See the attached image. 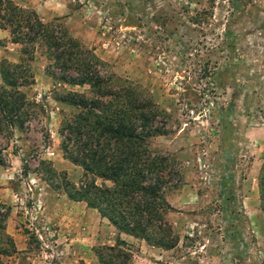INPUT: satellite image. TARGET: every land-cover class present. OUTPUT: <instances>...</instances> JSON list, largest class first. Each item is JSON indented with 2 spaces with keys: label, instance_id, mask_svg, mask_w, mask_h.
Segmentation results:
<instances>
[{
  "label": "rangeland",
  "instance_id": "374dc122",
  "mask_svg": "<svg viewBox=\"0 0 264 264\" xmlns=\"http://www.w3.org/2000/svg\"><path fill=\"white\" fill-rule=\"evenodd\" d=\"M11 1L33 10L51 29L64 28L103 63L101 68L112 78L110 85L136 88L142 99L152 98L157 112H163L156 121L165 136L151 137L147 143L168 152L177 166L172 164L170 170L181 169L183 178L165 198L194 189L189 186L194 179L202 181L200 191H207L202 203L219 199L211 191H223L221 201L228 213L207 230L200 228V221L190 222L187 211L167 214V222L178 223L172 232L181 238V254H195L191 264H203L198 256L205 251L220 255L223 264H264V241L253 232L252 240L247 237L234 193L243 160L264 159V0ZM5 35L0 46L8 47V53L3 49L1 59L16 64L21 47L11 45L7 30ZM42 51L34 47L31 60L22 65L29 69L22 74L26 80L16 87L38 111L20 132L13 129L10 136L0 135V213H7L5 234L16 250L2 260L100 264L93 249L114 245L119 235L113 236L107 228L111 225L100 222L94 210L68 200L59 189L63 173L74 187L84 181L81 170L61 156L59 123L74 109L55 102L54 92L86 94L88 88L53 84L47 74L56 77L58 71ZM7 64L1 63L0 88L9 89ZM216 160L220 169L212 168ZM236 215L239 222L233 221ZM220 236L231 242L214 241ZM134 244H128L131 262L138 251Z\"/></svg>",
  "mask_w": 264,
  "mask_h": 264
},
{
  "label": "trees",
  "instance_id": "16d2710c",
  "mask_svg": "<svg viewBox=\"0 0 264 264\" xmlns=\"http://www.w3.org/2000/svg\"><path fill=\"white\" fill-rule=\"evenodd\" d=\"M58 28L42 24L31 9L0 0V30H7L10 43L21 47L18 63L0 60V67L6 61L11 69L5 72L9 89L0 88V135L10 136L13 129L20 132L32 113L38 111L16 89L26 80L22 74L29 73L28 67L23 69L22 65L31 60L38 45L58 71L56 77L47 74L53 84L88 88L86 94L54 92L58 94L53 98L55 102L74 109L59 123L61 156L81 170L84 181L74 187L63 173L59 189L68 200L82 202L94 210L117 234L143 240L161 250L172 249L178 237L166 220L173 209L165 195L170 187L181 184L182 172L179 168L170 170L174 159L168 152L151 149L147 143L151 137L165 136L156 121L163 112H157L159 107L152 98L142 99L136 88L110 85L112 78L101 68L103 63L70 38L64 28ZM3 75L0 71L2 81ZM95 180L102 184L96 185ZM256 185L259 210L264 216V159L257 171ZM6 214L0 213V264H5L2 257L16 252L12 239L5 234ZM93 252L100 264H132L128 244L117 237L114 245L97 246Z\"/></svg>",
  "mask_w": 264,
  "mask_h": 264
},
{
  "label": "crops",
  "instance_id": "0c3cea01",
  "mask_svg": "<svg viewBox=\"0 0 264 264\" xmlns=\"http://www.w3.org/2000/svg\"><path fill=\"white\" fill-rule=\"evenodd\" d=\"M6 36L5 31L0 30V37ZM2 37V38H3ZM15 45V44H11ZM2 47V46H0ZM8 47H2L0 48V59L4 53L7 54L6 49ZM16 48V47H13ZM262 162V159H252V160H243L242 167L237 168L236 173V186L234 187V193L237 198V206L238 210L240 211V217H242V222L244 221V224L246 226V232L248 233V238L252 240V233L255 236V238H261L262 242L264 241V216L259 210V199H258V191H257V185H256V177H257V171ZM238 166H241L240 164H237ZM220 167L222 166L220 164L219 160H216L214 162V167ZM214 172H217V170H214ZM251 172L254 173V175H251ZM196 177V176H195ZM193 177V178H195ZM188 177H185V181L187 182ZM201 181V180H200ZM249 183V184H248ZM187 184V183H186ZM189 186H192L194 189L190 191H178L179 193L175 196L168 195L166 196V202L168 205L174 210H184L187 211V216L190 218V222L194 221H200L202 224L200 225L201 229H208L210 228V225L213 224V222L220 221V216L223 215V213H228L227 208L224 206V202L221 201V197L224 194L223 191H211L212 193H218L219 199L216 201H208L206 204L202 203V198L207 195V191H200L202 181L199 183L197 179H194L192 182L189 183ZM250 189V191H249ZM221 192V193H220ZM226 200V199H225ZM81 206V205H80ZM241 210L245 213V216L243 218V215L241 213ZM172 212V215H175V212ZM95 214H97L95 211H93ZM180 212V211H179ZM171 213H168L170 215ZM181 214V213H180ZM167 215V220H169L170 217ZM237 218H234V222H239L240 219L238 218V215H236ZM99 217H97L98 219ZM100 222H104L107 226V221L105 219H100ZM168 223L171 225L172 228L175 229V226L178 225V223L174 221H168ZM200 224V223H199ZM109 225V224H108ZM255 226V227H254ZM108 230H111V234L115 236L117 233L115 232L114 228L111 226H107ZM254 228L256 229V232L254 231ZM98 232V231H96ZM115 232V233H114ZM257 234L258 236H256ZM97 235V234H96ZM119 235V239L124 241L125 243L132 245L133 242H136L135 247L138 248V256L136 255L137 252L132 255V264H191L190 260L191 257L193 258L195 254L186 253L181 254L182 250V244H181V238L176 243V245L169 250H161L158 248L151 247L147 245L143 240L134 239L131 236L125 235V234H117ZM247 238V239H248ZM248 239V241H249ZM98 238L96 237L93 239V241L96 242ZM209 242H212V238L208 239ZM219 241L220 243H230L231 239L228 236H220L214 238V241ZM13 241L15 242V239L13 238ZM204 248V247H203ZM17 250H20L19 246ZM205 254V255H204ZM216 255V256H215ZM222 255H225L223 253ZM137 256V257H136ZM137 259V262L134 261V259ZM199 259L202 260L203 264H223V260L221 259V256L218 254H207L203 253V255L198 256ZM228 258V256H227ZM230 258V257H229Z\"/></svg>",
  "mask_w": 264,
  "mask_h": 264
}]
</instances>
